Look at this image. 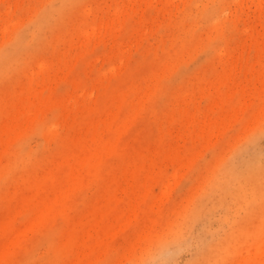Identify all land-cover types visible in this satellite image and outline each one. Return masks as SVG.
I'll use <instances>...</instances> for the list:
<instances>
[{
	"label": "rangeland",
	"instance_id": "obj_1",
	"mask_svg": "<svg viewBox=\"0 0 264 264\" xmlns=\"http://www.w3.org/2000/svg\"><path fill=\"white\" fill-rule=\"evenodd\" d=\"M0 264H264V0H0Z\"/></svg>",
	"mask_w": 264,
	"mask_h": 264
}]
</instances>
